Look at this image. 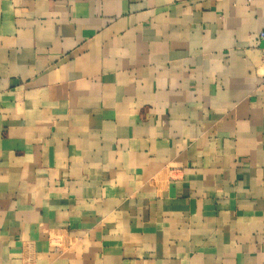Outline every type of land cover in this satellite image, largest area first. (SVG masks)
Instances as JSON below:
<instances>
[{
    "label": "crops",
    "instance_id": "crops-1",
    "mask_svg": "<svg viewBox=\"0 0 264 264\" xmlns=\"http://www.w3.org/2000/svg\"><path fill=\"white\" fill-rule=\"evenodd\" d=\"M264 0H0V264H264Z\"/></svg>",
    "mask_w": 264,
    "mask_h": 264
},
{
    "label": "built area",
    "instance_id": "built-area-1",
    "mask_svg": "<svg viewBox=\"0 0 264 264\" xmlns=\"http://www.w3.org/2000/svg\"><path fill=\"white\" fill-rule=\"evenodd\" d=\"M260 39L261 40H264V31H262L259 35ZM261 60H262V63L264 64V48L262 49V55H261Z\"/></svg>",
    "mask_w": 264,
    "mask_h": 264
}]
</instances>
